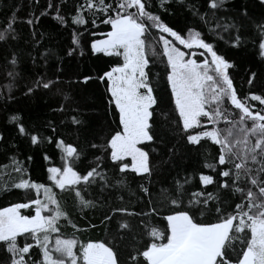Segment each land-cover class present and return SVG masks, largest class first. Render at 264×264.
<instances>
[{"label": "snow or ice", "instance_id": "1", "mask_svg": "<svg viewBox=\"0 0 264 264\" xmlns=\"http://www.w3.org/2000/svg\"><path fill=\"white\" fill-rule=\"evenodd\" d=\"M67 2L49 0L41 12L52 10L61 26H78L67 56L84 55L81 27L85 32L89 24L110 28L92 32L103 38L88 47L114 62L70 84L96 80L103 86L112 127L99 142L79 136L72 142L57 134L52 120L44 124L51 133L45 135L21 115L9 116L31 146L54 144L59 162L44 152L46 179L38 182L22 161L12 159L15 176L0 180V193L15 189L23 195L0 207V264H264V90L252 91L257 73L251 71L249 89L238 88L229 71L235 63L219 48L220 41L231 48L250 42L264 63V17H252L246 4L229 15V0H73L64 13ZM256 2L264 9V0ZM173 4L207 31L166 23L162 16L173 15ZM39 18L31 15L24 22L32 25ZM16 23L13 12L0 26V43L18 39ZM5 61L8 83L0 86V96L7 91L11 100L17 54ZM158 64L161 70L154 71ZM59 83L58 75L40 73L26 85V94L55 88L70 103ZM64 108L62 103L52 111ZM70 122L77 131L84 123L78 115ZM171 136L205 152L215 146L216 152H207V172L195 170L157 190L152 177L159 162L153 154L166 148L170 160ZM133 174L141 178L134 192L128 185ZM125 191L135 204L125 201ZM96 209L105 235L78 238L97 227L88 215Z\"/></svg>", "mask_w": 264, "mask_h": 264}, {"label": "trees", "instance_id": "2", "mask_svg": "<svg viewBox=\"0 0 264 264\" xmlns=\"http://www.w3.org/2000/svg\"><path fill=\"white\" fill-rule=\"evenodd\" d=\"M49 0H0V26L4 24L6 18L16 12L17 23L15 24L18 39L9 41L7 44L0 43V86L8 83L5 71V57L11 58V53L17 54L18 64L16 70L19 72L15 86L12 89L14 99H7V91L0 96V134L4 140L0 141V180L9 179L12 173V159H18L23 162V167L27 169V174L38 182L46 179V164L43 159V153L52 158L53 162H59V153L54 144H45L43 148L31 146L25 138L18 136L14 125L9 121V116L19 114L27 126H35L45 135H51L49 129L44 127L47 120L54 121L57 127V134L63 138L77 142L76 137L81 140L93 139L99 142L103 136L111 130V118L107 114V105L103 101V86L96 80L89 81L87 84H70V82L82 78L83 75L95 76L101 70L107 69L115 60L114 57H106L103 54L93 55L88 45L92 39H102L100 35L92 36V32H106L110 30L109 26L100 25L98 28H92L88 25V31L85 32L81 27L83 36L79 37L84 45V55L77 52L69 57L66 55L67 50L72 47L73 31L78 26H61L53 19L55 15L52 10L46 15L41 12L47 7ZM63 4V0H52ZM247 5L249 14L259 20L264 17V9H261L256 0H229L228 7L232 9L229 15H235L236 10ZM73 6V0H68L67 5L63 8L64 13H69ZM173 15L164 14L162 18L170 26L176 29H183L186 24L194 25L197 29L207 31L200 22L190 16L183 8L172 5ZM39 16V20L33 21L28 25L24 21L31 18V15ZM251 26L245 31L246 35L251 34ZM219 48L227 57L234 61L235 68L230 69V75L234 84L247 91L249 85L247 79L250 71L256 72L257 77L252 86V91L260 92L264 90V63H261L256 55V49L249 42L239 48H231L219 42ZM151 55V53H149ZM46 57V61H45ZM35 58V63H33ZM11 66L9 65V68ZM59 67L60 71L57 72ZM162 66L157 65L153 70H161ZM44 73L48 78L60 77L58 87L71 96V102L63 101L61 95L55 93V88L51 91L39 89L32 94H26V85L36 78L37 74ZM64 103L63 112L52 111ZM76 109L77 111H73ZM78 115L84 123L76 128L71 124L70 117ZM64 121V123H61ZM168 146H175V155L168 159L166 148L161 149L162 155L153 154L154 162H159L156 174L152 180L155 188L158 190L161 186H168L174 178H182L184 175L195 170H203V163L207 152L215 154L216 148L212 146L207 152L203 149L193 148L187 145L178 136L168 138ZM14 145V147H13ZM32 156L28 161L26 157ZM91 159V154H89ZM167 160V163L164 161ZM141 182L140 177L130 175L128 178L129 188L136 191L137 184ZM125 201L135 199L128 191L121 193ZM23 193L20 190H12L8 193H0V207L7 206L10 202L18 200ZM112 204L115 205V191L111 192ZM68 207L71 209V200ZM139 207H143L140 204ZM99 209L89 212L92 222L97 225L95 229H89L86 232L78 234V238L84 240L87 238H100L105 235L104 226L100 224ZM83 225L84 221H80ZM71 232V228L64 229Z\"/></svg>", "mask_w": 264, "mask_h": 264}]
</instances>
